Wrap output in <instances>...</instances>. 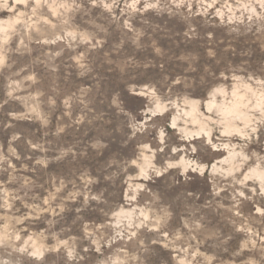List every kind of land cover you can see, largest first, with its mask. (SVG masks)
<instances>
[{
    "label": "rangeland",
    "instance_id": "374dc122",
    "mask_svg": "<svg viewBox=\"0 0 264 264\" xmlns=\"http://www.w3.org/2000/svg\"><path fill=\"white\" fill-rule=\"evenodd\" d=\"M0 264H264V0H0Z\"/></svg>",
    "mask_w": 264,
    "mask_h": 264
},
{
    "label": "bare ground",
    "instance_id": "6f19581e",
    "mask_svg": "<svg viewBox=\"0 0 264 264\" xmlns=\"http://www.w3.org/2000/svg\"><path fill=\"white\" fill-rule=\"evenodd\" d=\"M237 110H238L237 104H234L231 106V108H229V112H236Z\"/></svg>",
    "mask_w": 264,
    "mask_h": 264
}]
</instances>
